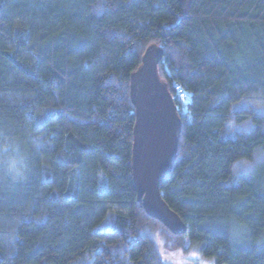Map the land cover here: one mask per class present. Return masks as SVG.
<instances>
[{"label": "trees", "instance_id": "16d2710c", "mask_svg": "<svg viewBox=\"0 0 264 264\" xmlns=\"http://www.w3.org/2000/svg\"><path fill=\"white\" fill-rule=\"evenodd\" d=\"M151 45L181 118L161 194L183 235L133 179L130 77ZM156 233L264 264V0H0V264H165Z\"/></svg>", "mask_w": 264, "mask_h": 264}, {"label": "water", "instance_id": "95a60500", "mask_svg": "<svg viewBox=\"0 0 264 264\" xmlns=\"http://www.w3.org/2000/svg\"><path fill=\"white\" fill-rule=\"evenodd\" d=\"M163 50L149 46L141 66L131 74L130 98L135 109L132 172L138 201L146 214L172 234L186 226L164 201L161 185L169 178L179 148L181 118L174 98L158 74Z\"/></svg>", "mask_w": 264, "mask_h": 264}, {"label": "rangeland", "instance_id": "374dc122", "mask_svg": "<svg viewBox=\"0 0 264 264\" xmlns=\"http://www.w3.org/2000/svg\"><path fill=\"white\" fill-rule=\"evenodd\" d=\"M178 86V85H177ZM1 162L5 164V159ZM236 243H240V236L234 235ZM155 242L158 247V252L165 264H215L214 261L203 259L196 249L180 252L170 249V246L165 245L160 234L156 233Z\"/></svg>", "mask_w": 264, "mask_h": 264}, {"label": "clouds", "instance_id": "9594fccd", "mask_svg": "<svg viewBox=\"0 0 264 264\" xmlns=\"http://www.w3.org/2000/svg\"><path fill=\"white\" fill-rule=\"evenodd\" d=\"M4 169L13 183L22 182L28 178V164L19 156L5 158Z\"/></svg>", "mask_w": 264, "mask_h": 264}, {"label": "built area", "instance_id": "2783aa9c", "mask_svg": "<svg viewBox=\"0 0 264 264\" xmlns=\"http://www.w3.org/2000/svg\"><path fill=\"white\" fill-rule=\"evenodd\" d=\"M175 94L182 106L185 107L186 105L189 104L190 96L181 86L175 87Z\"/></svg>", "mask_w": 264, "mask_h": 264}]
</instances>
